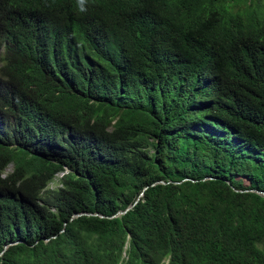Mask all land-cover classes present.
I'll use <instances>...</instances> for the list:
<instances>
[{
	"label": "trees",
	"instance_id": "trees-1",
	"mask_svg": "<svg viewBox=\"0 0 264 264\" xmlns=\"http://www.w3.org/2000/svg\"><path fill=\"white\" fill-rule=\"evenodd\" d=\"M262 180L264 0H0V264H264Z\"/></svg>",
	"mask_w": 264,
	"mask_h": 264
},
{
	"label": "rangeland",
	"instance_id": "rangeland-1",
	"mask_svg": "<svg viewBox=\"0 0 264 264\" xmlns=\"http://www.w3.org/2000/svg\"><path fill=\"white\" fill-rule=\"evenodd\" d=\"M11 171H12V167L10 166L8 168V172H11ZM60 176H61V174L58 175L59 178H60ZM57 186H58L57 181H55L53 184H51L52 188H56ZM259 193L260 194L264 193V180H262L261 183H260ZM262 195H264V194H262Z\"/></svg>",
	"mask_w": 264,
	"mask_h": 264
},
{
	"label": "water",
	"instance_id": "water-1",
	"mask_svg": "<svg viewBox=\"0 0 264 264\" xmlns=\"http://www.w3.org/2000/svg\"><path fill=\"white\" fill-rule=\"evenodd\" d=\"M128 210H129V209H127V211H125V212H121L120 214H125L126 212H128ZM81 215H82V214L77 213V214L74 215V217L81 216Z\"/></svg>",
	"mask_w": 264,
	"mask_h": 264
}]
</instances>
